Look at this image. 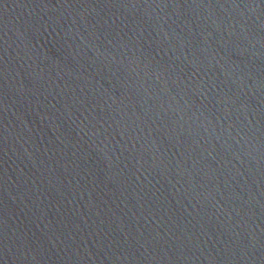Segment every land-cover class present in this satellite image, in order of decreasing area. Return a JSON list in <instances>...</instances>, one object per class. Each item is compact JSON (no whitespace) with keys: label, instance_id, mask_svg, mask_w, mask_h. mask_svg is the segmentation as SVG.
Instances as JSON below:
<instances>
[{"label":"water","instance_id":"water-1","mask_svg":"<svg viewBox=\"0 0 264 264\" xmlns=\"http://www.w3.org/2000/svg\"><path fill=\"white\" fill-rule=\"evenodd\" d=\"M0 264H264V0H0Z\"/></svg>","mask_w":264,"mask_h":264}]
</instances>
